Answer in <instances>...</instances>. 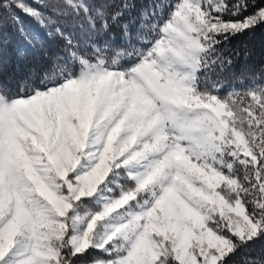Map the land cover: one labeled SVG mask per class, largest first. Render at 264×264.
Listing matches in <instances>:
<instances>
[{
    "label": "snow or ice",
    "instance_id": "1",
    "mask_svg": "<svg viewBox=\"0 0 264 264\" xmlns=\"http://www.w3.org/2000/svg\"><path fill=\"white\" fill-rule=\"evenodd\" d=\"M9 28L0 264H264V0H0V74Z\"/></svg>",
    "mask_w": 264,
    "mask_h": 264
},
{
    "label": "trees",
    "instance_id": "2",
    "mask_svg": "<svg viewBox=\"0 0 264 264\" xmlns=\"http://www.w3.org/2000/svg\"><path fill=\"white\" fill-rule=\"evenodd\" d=\"M231 47L241 51V56L236 63L235 70L237 73L247 70L259 71L261 67H264V29H258L248 36L233 40ZM245 51L248 53L247 57L244 56ZM7 61L4 72L0 74V80L7 83L14 90L17 83L23 79L30 69L44 63L37 53L21 56L17 52H12L7 57ZM261 246L262 244H258L257 248Z\"/></svg>",
    "mask_w": 264,
    "mask_h": 264
},
{
    "label": "rangeland",
    "instance_id": "3",
    "mask_svg": "<svg viewBox=\"0 0 264 264\" xmlns=\"http://www.w3.org/2000/svg\"><path fill=\"white\" fill-rule=\"evenodd\" d=\"M18 15H20V19L26 31L32 32L44 39H47L46 37H44L43 29H41L32 19L24 16L22 13H18ZM9 35L11 43L8 46L6 57H8L12 52H17L18 54L22 52L23 55L21 56L36 54L29 42L15 28H9ZM49 50L55 52L57 48L54 44H49Z\"/></svg>",
    "mask_w": 264,
    "mask_h": 264
}]
</instances>
